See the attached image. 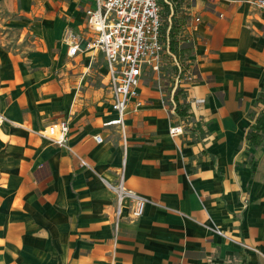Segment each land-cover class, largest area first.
<instances>
[{
  "label": "crops",
  "instance_id": "crops-1",
  "mask_svg": "<svg viewBox=\"0 0 264 264\" xmlns=\"http://www.w3.org/2000/svg\"><path fill=\"white\" fill-rule=\"evenodd\" d=\"M30 2L0 0V8ZM185 2L197 75L186 97L191 116L168 109L159 79L146 75L141 105L131 101L125 115L126 147L107 124L117 113L104 53L82 48L93 35L86 9L95 0L65 29L62 21L32 27L49 39L64 31L75 60L81 51L91 60L101 54L104 99L86 80L91 60L41 63L34 51L9 46L0 20V217L10 212L8 229L19 234L12 248H28L29 264H264V143L246 137L264 110V10L245 0ZM69 29L81 39L75 55ZM63 119L68 148L41 134ZM174 123L182 134L170 135ZM121 172L146 204L136 220L125 207L115 229L116 195L105 180Z\"/></svg>",
  "mask_w": 264,
  "mask_h": 264
},
{
  "label": "built area",
  "instance_id": "built-area-1",
  "mask_svg": "<svg viewBox=\"0 0 264 264\" xmlns=\"http://www.w3.org/2000/svg\"><path fill=\"white\" fill-rule=\"evenodd\" d=\"M168 0H166L167 2ZM255 5L264 10V0H255ZM87 25L93 35L85 39V49H99L104 53L107 67L106 86L109 91L110 106L117 113L115 118L107 121L108 125H117L124 147L127 145L125 115L131 101L141 105L139 85L144 76L157 75L163 94V102L171 110L176 108L174 93L182 88L185 98L190 86L196 81L191 57L183 61L175 52L170 51L168 43L161 39L163 20L160 0H95V5L86 9ZM197 21L199 17L195 18ZM69 55L81 50V39L71 29L67 30ZM175 70L163 75V65L167 58ZM4 120L0 114V123ZM69 120L49 124L41 134L59 146L67 147ZM184 132L182 123L169 127L171 136ZM97 142H102L101 134H95ZM107 186L116 195V229L123 209L128 208V215L136 220L142 216L146 197L125 184L123 172L116 182L105 180ZM219 234L223 230L216 229ZM242 246L249 247L238 240Z\"/></svg>",
  "mask_w": 264,
  "mask_h": 264
},
{
  "label": "rangeland",
  "instance_id": "rangeland-1",
  "mask_svg": "<svg viewBox=\"0 0 264 264\" xmlns=\"http://www.w3.org/2000/svg\"><path fill=\"white\" fill-rule=\"evenodd\" d=\"M28 6L23 7L22 3H12L11 7L0 8V20L4 22L5 31L10 39L9 46L12 49L24 48L26 50L34 51L37 55V59L41 63L51 66H63L66 61L69 63V67H77L86 65L89 63L90 57L85 56V52L81 51L77 60L69 57L66 54V47L63 43V33L56 39H49L43 30L35 32L32 24L35 21L36 24L41 26L45 25L48 21H62L64 29L67 24L71 22L77 15L84 14L86 4L83 5L86 0H30ZM251 4H255V0H245ZM162 2L166 0H160L161 3V15L163 13ZM8 20V21H7ZM19 20V21H18ZM21 20H25L22 22ZM163 20V18H162ZM78 33V31H76ZM8 42V43H9ZM85 44H82V48ZM84 56V57H83ZM89 59V60H88ZM163 68L162 74L167 76L170 64L166 62ZM90 74L86 78L88 84L94 89L100 90V99L105 98V64L102 55H98L91 60ZM156 77H160L159 74L153 76L149 75L146 80H153ZM45 128H43L44 130ZM12 216L10 212L3 217H0V264H14L16 260L14 257H19L20 262L24 264L33 263L31 260L33 257L30 255L29 249L26 247L13 250L12 244L14 241H18V232L13 233L9 228L11 225ZM116 229V218L114 222ZM22 236L23 233H20ZM23 239H21L22 243ZM33 250H31V253ZM42 253V252H41Z\"/></svg>",
  "mask_w": 264,
  "mask_h": 264
},
{
  "label": "trees",
  "instance_id": "trees-1",
  "mask_svg": "<svg viewBox=\"0 0 264 264\" xmlns=\"http://www.w3.org/2000/svg\"><path fill=\"white\" fill-rule=\"evenodd\" d=\"M185 0H168L162 2L163 26L161 39L168 43L170 51L175 52L183 61H186L193 54V44L190 37L186 34V27L189 21V13ZM170 64L169 72L172 73L175 67L171 63V58L165 56ZM182 88H178L174 93L176 100V113L182 118L191 116L189 111L190 103L184 97ZM259 100L264 101V97L259 96ZM246 137L257 145L264 143V110L255 115V126L249 129Z\"/></svg>",
  "mask_w": 264,
  "mask_h": 264
}]
</instances>
